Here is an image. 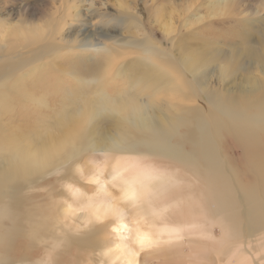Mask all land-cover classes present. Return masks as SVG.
Masks as SVG:
<instances>
[{
	"label": "bare ground",
	"instance_id": "1",
	"mask_svg": "<svg viewBox=\"0 0 264 264\" xmlns=\"http://www.w3.org/2000/svg\"><path fill=\"white\" fill-rule=\"evenodd\" d=\"M71 2L77 20L82 11ZM223 2L213 0L212 10ZM159 20L165 32L174 30ZM140 28L138 43L123 34L119 42L102 33L105 40L79 46L105 53V66L102 74L77 81L87 86L93 79L89 87L94 88L84 94L85 107L72 112L58 139L43 141L38 129L20 142L14 133L6 137L9 154L0 155V264H150V259L157 264H264V81L235 91L214 90L207 69H198L208 64L205 58L174 54ZM44 29L40 22L19 34L6 31L4 37H13L0 47V85L11 79H5L7 73H19L20 86L9 95L23 99L25 107L35 103V118L49 98L39 103L37 89L21 72L34 69L38 75L31 79L38 83L44 66L59 65L63 53H79L74 38L58 40V27ZM137 64L150 73L133 80L129 68ZM60 67L59 73H65L66 67ZM229 70L220 66L222 75ZM137 87L150 90L146 98ZM60 101L64 112L70 99L62 95ZM251 106H258L259 115L246 114ZM106 120L113 121L109 140L100 125ZM227 137L241 147L240 163L231 157ZM90 143L94 150L74 172L57 175L70 156ZM240 168L247 170L248 181ZM106 232L108 239L89 241ZM140 236L148 238L144 244Z\"/></svg>",
	"mask_w": 264,
	"mask_h": 264
},
{
	"label": "rangeland",
	"instance_id": "2",
	"mask_svg": "<svg viewBox=\"0 0 264 264\" xmlns=\"http://www.w3.org/2000/svg\"><path fill=\"white\" fill-rule=\"evenodd\" d=\"M75 1H77V3L80 5V10L82 11L81 16L77 20H73L75 19V17L73 12L74 8L72 7L73 2H71V0H0V47L8 46L10 43V38L13 37L12 35L4 37V33L6 31H11L13 34H19V32L23 30L28 24L38 23V25H40L41 22V27H44V30L48 29L46 30L48 32L50 30H55V27L59 28V32L57 34L58 40L63 41L74 38L75 41L73 44L76 48L75 51L79 52L77 54H70L68 52L63 53L57 59V63L59 65L50 66L48 64L47 66H44L42 68L44 69L42 72H44L45 75L41 74L42 72L40 71L39 76L41 80L38 83H33L34 81L31 79H36L38 75V72L34 73V69L29 71L30 73H27L26 71L21 72H24L23 74L27 76L26 81H29V83H27L29 85H32L30 87L37 89L36 97L39 103L41 97L44 96L49 98L46 102H44L45 104H48V106L39 109L43 113L38 110L39 116L36 118V107L34 109L35 103H33L30 107H25L26 103H23V99L16 101L17 99H14V97H10L9 95V91L15 93V89H18V87L20 86L17 84L19 73L18 75L10 73L6 74L5 79L8 78L7 80H9L11 78L9 80L11 85L6 81V83L4 84L6 85V87L2 85L4 86L3 88L0 85L1 141L2 139L3 142L7 141L6 137L9 135V137L11 138L12 136L15 137L14 135H16L17 138L19 137L18 141L20 142L23 140L25 134L32 133L34 135L37 132L36 129L40 131L37 132V134L39 135V133H41L42 136L39 135V137H43L41 138L43 141L49 139L50 136L55 139L59 138L61 130L71 123L67 119L70 116L75 115V113L72 112H78L85 107L86 104L83 106L85 101L82 100L85 97L84 94H89V92H91L94 88L92 85H90L89 87V84H92L93 79L86 84L87 86H85V84H80L77 81L80 78H94L97 76V74H102V71L104 69L103 66H105V53L85 49L79 46L88 42L93 43L102 41V38L103 40H105L104 37L101 36L102 33H108L112 35L113 40H118L119 42L124 41L122 39L123 34L127 36L128 41L138 43L137 38H143V36L141 35L142 29L140 28L143 27L147 34H149L154 41L164 46L167 50L172 51L174 54L181 53L180 55L185 54L188 56L198 55L202 58H205V60L208 61V64L206 66L199 65L198 69L199 67L204 70L207 69V82L209 81L213 85V87L215 86L212 89L217 91H220V88L221 90H224L226 87H228L227 89L232 88V90L235 91L237 88L240 89L243 86H252V84L256 80L264 81V0H225L226 2L221 3L220 9L217 11L212 10L213 0ZM67 10H69V12ZM65 11L66 17L62 19L61 17L65 16ZM133 13H135L134 17ZM49 16H52V19H50ZM126 16H130L129 18L131 19L126 18ZM56 17L59 19V21ZM157 18H159V21H162L164 24L171 23L169 26H173L172 28L174 30H172V32H165L161 27L163 25L160 26L159 23L155 21ZM47 19L50 22H48ZM49 23H52V25ZM139 24H142V26ZM48 26H53L54 28H48ZM221 65L230 66L231 70L226 72L225 75H222L220 71ZM60 66L66 67V70H64L65 73H59L61 72L59 70L62 68ZM68 71L74 74L73 77L76 76V80L74 78L71 79L66 75V72ZM199 71L202 70L199 69ZM130 72H133V80H137L138 78L141 79L142 75L145 72L150 73V71L146 69V66L141 64H137L132 68H129V73ZM187 74L192 78V74L190 72H188ZM26 81L24 82L26 83ZM82 85H84V87H80ZM222 85H224V88L222 87ZM120 87L122 88L123 86L120 85ZM8 88H10V90ZM109 88H112L114 90L113 86L107 85L106 89ZM132 89L133 87L130 86L129 89H126L127 93H124L128 94ZM149 91L148 89H145L144 91L139 92V87H137V92L140 97L146 98ZM232 92L233 91H231L230 95H234V92ZM78 93L83 94H81V96L77 99V97L75 96H77ZM62 95H64V97H67V100L70 99L69 102L66 101L68 106L64 108V112L68 111L67 113H64L63 110L62 112L60 111L61 109H63L62 107H59V105L62 103L60 101V96ZM205 98V95H201V99L203 102L204 100H206ZM74 99L77 102H81L82 100L83 103L81 102V104L77 105L76 107L72 103V100ZM8 110H11V112L13 111V113H10V111ZM246 111V114L251 113V115H259L260 113L258 106H254V108L252 106L251 108L248 107ZM60 113H63V115ZM58 117L60 118V120H58ZM34 119L36 120V122ZM39 119L42 120L40 121ZM2 121H4L7 125H5ZM112 122L113 121L111 120H106L100 123V125L103 124L101 130H108V140L111 138V129H113ZM23 123L30 124L27 125L28 127L26 126V128L25 126H23ZM34 123L36 124L34 125ZM54 123H56L55 126L58 125L57 128L54 126ZM30 125H32V127ZM41 127L44 129L43 132H45V134L41 132ZM14 129H17V131L19 132L15 133ZM20 129L23 132L20 131ZM47 129H49L50 131L52 129L51 133L50 131L48 133ZM13 133L14 135H12ZM224 138L225 137H223V139ZM227 138V141H225V145H227L226 147H228L231 157L233 158V160L240 163L242 161V151L240 149L241 147H237L232 138ZM1 141L0 155L6 156L5 154H9V150H7L8 148H6L8 146V143H2ZM231 147H233L234 149L232 148V150ZM5 150L7 151L6 153ZM93 150L94 147L90 143L86 151L75 153L70 156L71 158H69L64 166L55 172L57 173V175H61L65 172H74L79 163L82 160H85ZM234 153L236 157L233 156ZM91 170L93 174V168ZM238 170L243 179H245V181H248L249 178L246 175L247 170L245 168H240ZM75 178L77 179V181H80V178H78L77 174ZM89 184V191L93 192L94 184L92 182ZM39 190L40 189L37 190L38 193ZM98 238L101 242L102 240L108 239V232L102 233L96 238L90 237L89 241L96 242ZM85 244L91 246L93 243L91 244L85 241ZM150 260V264H153L154 261V264H157L156 259ZM212 264L214 263L212 262Z\"/></svg>",
	"mask_w": 264,
	"mask_h": 264
},
{
	"label": "snow or ice",
	"instance_id": "3",
	"mask_svg": "<svg viewBox=\"0 0 264 264\" xmlns=\"http://www.w3.org/2000/svg\"><path fill=\"white\" fill-rule=\"evenodd\" d=\"M148 238L146 236H140L139 237V243L144 244L145 240H147Z\"/></svg>",
	"mask_w": 264,
	"mask_h": 264
}]
</instances>
